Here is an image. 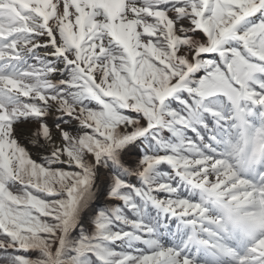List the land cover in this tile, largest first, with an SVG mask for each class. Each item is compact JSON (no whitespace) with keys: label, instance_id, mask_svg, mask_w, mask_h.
<instances>
[{"label":"snow or ice","instance_id":"6c2138e0","mask_svg":"<svg viewBox=\"0 0 264 264\" xmlns=\"http://www.w3.org/2000/svg\"><path fill=\"white\" fill-rule=\"evenodd\" d=\"M25 13L18 39L0 35V264L198 262L208 202L223 222L239 189L219 130L189 114L229 86L264 111V0H30ZM93 186L118 211L76 238ZM229 246L227 264H264V237Z\"/></svg>","mask_w":264,"mask_h":264},{"label":"rangeland","instance_id":"374dc122","mask_svg":"<svg viewBox=\"0 0 264 264\" xmlns=\"http://www.w3.org/2000/svg\"><path fill=\"white\" fill-rule=\"evenodd\" d=\"M3 2L10 4L9 6L12 7V1H10V3H9V2H6L4 0H0V4H2ZM3 9H9V8L0 7V10H3ZM0 15H1L0 16V28L7 27V29H9L10 25L8 24V21L10 19L13 20L14 15H15L14 11L12 12V14L9 11H6V12H3V13H0ZM25 16L27 17V16H30V15L29 14H25ZM17 78L23 79L22 77H17ZM216 90H222L225 93V96H227V98L229 99V101L232 104L234 118L235 119L238 118V123L242 124V119L244 118V110L240 107L241 106L240 98H241V101L244 100L243 98H247V91L245 92V94H241L237 90L231 89L230 86L227 89H216ZM222 162L226 165V168H227V170H228L230 175H236L238 177V173L234 172L232 170L234 167L230 163L227 164L225 160L222 161ZM131 166L134 168V165H131ZM234 170H235V168H234ZM190 178L191 179L194 178L196 182L204 183L202 181V178L199 177V176H196V177L192 176ZM204 184H206L208 186H211L210 183H204ZM246 191L247 190H245L244 188H240L239 187V191H238L239 194L235 195V198L242 197L243 194L246 193ZM238 192H236V193H238ZM106 196H107L106 200L108 201L109 200L108 199V194H106ZM89 210L90 211L88 212V215L93 211V208L90 206ZM207 218H211L210 215ZM78 221L79 222L76 224V227L79 225V223H84V224L90 225V220L89 219L87 220L86 218H80ZM75 228H74L73 232H75ZM198 230H200V229H198ZM194 234H196V232ZM206 235H207V237L204 238L203 243L200 245V249H201L203 254L199 255L198 262H194V264H217L214 259H211L209 257L210 253H215L216 255L220 254L221 257H222L221 259L223 261L222 264H227V259L226 258H235V253H233V250L231 249V247L225 246V245L223 246L221 241L219 240L218 237H216L215 234H213V235L206 234ZM209 248H215V251L212 252V251L209 250ZM222 248H224V251H220L219 250V249H222ZM218 261H221V260L218 259Z\"/></svg>","mask_w":264,"mask_h":264},{"label":"trees","instance_id":"16d2710c","mask_svg":"<svg viewBox=\"0 0 264 264\" xmlns=\"http://www.w3.org/2000/svg\"><path fill=\"white\" fill-rule=\"evenodd\" d=\"M219 98V101L220 102H224V99H222V97H218ZM218 105V104H216ZM222 110H226V106L222 107L221 108ZM200 115L201 117L206 121V122H210L209 126L212 127V125H216V122L214 121L213 119V114H211L210 112H207L205 110H201L200 112ZM189 118L193 120V122L196 124V125H202V123L198 120L197 118V115L196 114H193V113H190L189 114ZM213 123V124H212ZM263 123V120L260 119L259 121V124L257 125L258 128H260V124L262 125ZM234 124H231L230 121H228V127L230 128L231 126H233ZM190 135V133H189ZM233 140V139H232ZM237 143V140H233V141H229L227 144H226V147L227 149L225 150V152L227 153H232L234 154L235 153V147H236V144ZM142 163V161H140ZM134 167H136L134 165ZM133 168L132 166H130L129 168L125 169L126 172H130V169ZM130 180L132 182H139V178L138 180H134L130 177ZM110 191H115V189H111L110 188ZM116 203V201L114 202H103V203H98L96 204V209L94 211H92L89 215H88V218L89 220L91 221V225L90 226H86L84 223H80L77 227V230L73 233V235L76 237V238H79L81 236H88V235H92L94 233H97L98 234V229H96L94 227V225L102 218L105 216V214L109 211H118V209H114L112 207V205Z\"/></svg>","mask_w":264,"mask_h":264},{"label":"bare ground","instance_id":"6f19581e","mask_svg":"<svg viewBox=\"0 0 264 264\" xmlns=\"http://www.w3.org/2000/svg\"><path fill=\"white\" fill-rule=\"evenodd\" d=\"M93 187L94 190L88 194V199L85 201V204L79 213L78 220L80 218H85V215L88 213V211H90L89 209L92 201L95 200L96 202H103L107 199L106 194L101 195V191L98 186H93Z\"/></svg>","mask_w":264,"mask_h":264},{"label":"water","instance_id":"95a60500","mask_svg":"<svg viewBox=\"0 0 264 264\" xmlns=\"http://www.w3.org/2000/svg\"><path fill=\"white\" fill-rule=\"evenodd\" d=\"M95 201V200H94ZM94 201H92V202H94ZM96 202V201H95Z\"/></svg>","mask_w":264,"mask_h":264}]
</instances>
